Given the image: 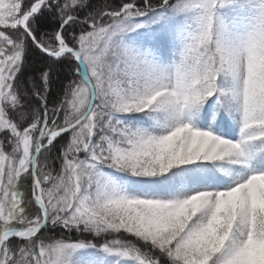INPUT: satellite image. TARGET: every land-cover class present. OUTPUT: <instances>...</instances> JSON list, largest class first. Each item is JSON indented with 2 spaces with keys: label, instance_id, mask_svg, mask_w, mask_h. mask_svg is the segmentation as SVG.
<instances>
[{
  "label": "snow or ice",
  "instance_id": "1",
  "mask_svg": "<svg viewBox=\"0 0 264 264\" xmlns=\"http://www.w3.org/2000/svg\"><path fill=\"white\" fill-rule=\"evenodd\" d=\"M0 264H264V0H0Z\"/></svg>",
  "mask_w": 264,
  "mask_h": 264
},
{
  "label": "trees",
  "instance_id": "2",
  "mask_svg": "<svg viewBox=\"0 0 264 264\" xmlns=\"http://www.w3.org/2000/svg\"><path fill=\"white\" fill-rule=\"evenodd\" d=\"M54 87H55V85H54ZM89 238H91V237H89Z\"/></svg>",
  "mask_w": 264,
  "mask_h": 264
}]
</instances>
